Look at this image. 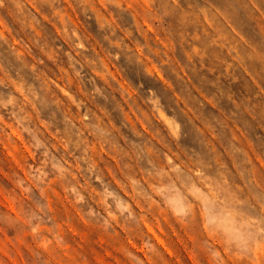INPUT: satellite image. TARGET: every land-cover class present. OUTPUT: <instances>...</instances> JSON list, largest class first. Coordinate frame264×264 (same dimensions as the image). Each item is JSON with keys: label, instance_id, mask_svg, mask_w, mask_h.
Returning <instances> with one entry per match:
<instances>
[{"label": "rangeland", "instance_id": "obj_1", "mask_svg": "<svg viewBox=\"0 0 264 264\" xmlns=\"http://www.w3.org/2000/svg\"><path fill=\"white\" fill-rule=\"evenodd\" d=\"M0 264H264V0H0Z\"/></svg>", "mask_w": 264, "mask_h": 264}]
</instances>
